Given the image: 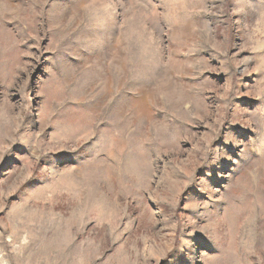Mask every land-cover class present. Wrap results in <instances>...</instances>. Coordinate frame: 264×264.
<instances>
[{
  "label": "rangeland",
  "instance_id": "1",
  "mask_svg": "<svg viewBox=\"0 0 264 264\" xmlns=\"http://www.w3.org/2000/svg\"><path fill=\"white\" fill-rule=\"evenodd\" d=\"M0 264H264V0H0Z\"/></svg>",
  "mask_w": 264,
  "mask_h": 264
}]
</instances>
